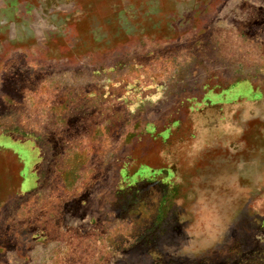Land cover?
Segmentation results:
<instances>
[{
	"label": "rangeland",
	"instance_id": "374dc122",
	"mask_svg": "<svg viewBox=\"0 0 264 264\" xmlns=\"http://www.w3.org/2000/svg\"><path fill=\"white\" fill-rule=\"evenodd\" d=\"M0 264H264V0H0Z\"/></svg>",
	"mask_w": 264,
	"mask_h": 264
}]
</instances>
